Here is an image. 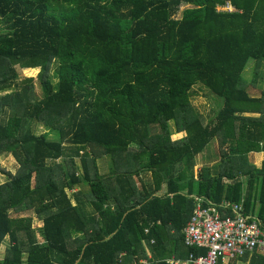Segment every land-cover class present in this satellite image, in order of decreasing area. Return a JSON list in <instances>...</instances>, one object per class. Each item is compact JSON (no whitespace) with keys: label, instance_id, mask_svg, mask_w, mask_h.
<instances>
[{"label":"trees","instance_id":"1","mask_svg":"<svg viewBox=\"0 0 264 264\" xmlns=\"http://www.w3.org/2000/svg\"><path fill=\"white\" fill-rule=\"evenodd\" d=\"M250 60L264 63V0H0V92L20 88L18 69L39 71V96L26 79L23 94L0 102V156L19 163L0 184V264H168L180 240L171 232L183 241L199 198H243L264 223V162L246 170L247 156L264 153V94L243 79ZM196 86L222 103L207 124L191 106ZM37 122L48 132L37 135ZM65 129L72 145L101 149L106 174L98 158L67 171ZM216 140L228 149L221 170L195 178ZM254 255L241 261L264 264Z\"/></svg>","mask_w":264,"mask_h":264},{"label":"rangeland","instance_id":"2","mask_svg":"<svg viewBox=\"0 0 264 264\" xmlns=\"http://www.w3.org/2000/svg\"><path fill=\"white\" fill-rule=\"evenodd\" d=\"M222 11H227L224 9V7L219 8ZM233 11V8L231 9ZM231 12V11H230ZM54 68L52 69L51 75L53 73ZM19 76H20V88H14L11 91L7 92H0V102H4L7 97V95H13V93H19L22 91V94L24 93V90L27 88L23 84V82L26 79H33V92L31 90L30 93H27L29 95L34 94L35 96H39V84L37 82V75L39 73L38 70L35 71H28V70H17ZM243 79H244V85L246 87V90L248 93L253 97H260L262 94H264V63L256 64L255 61L250 60L247 64L246 69L243 73ZM55 83V81H53ZM31 89V88H30ZM29 89V90H30ZM191 106L194 109L195 113L202 119L204 124H207L215 115L218 113L221 109L222 103L221 100L208 91L207 89L196 86L193 89V95L191 97ZM13 99V98H12ZM11 99V100H12ZM10 100V101H11ZM7 103V100L4 102ZM80 105H77L75 108L72 109L73 115L80 114ZM7 113L4 115L6 118L8 115H10L11 111L9 107H6ZM81 116H79L80 118ZM35 132L37 135H41L48 132V126L45 125L43 122H37L34 126ZM69 129V127H68ZM65 129V139L63 142V157L61 158L60 162L65 166L67 171L71 173L74 168L78 173L81 172L82 167V160L85 159L87 162H89L91 159L98 158V155L101 151V149L97 146L90 145L87 147H77L70 143V130ZM170 130L172 132L171 139L179 141L184 134H177V125L174 122L170 123ZM52 138V136H49ZM227 146H223L222 143L219 140L214 141L212 144H210L205 151L200 154L195 159V164L192 167V173L195 178H197L201 171L208 167L212 173L219 172L221 170V164L223 161V158L225 154L227 153ZM261 154H251L247 156V168L246 166H242L243 168H246V170L250 167V165L254 167H261V164L264 162V155ZM106 158L99 157L98 158V165L99 170L101 174H106L108 172L107 170V164H106ZM0 167L3 168L6 173L8 174H1L0 173V184H3L7 182L11 175H14L19 168L18 160L15 158L13 154L10 153H4L0 156ZM146 181L151 182V175L150 173L146 175ZM79 190L80 194H86L88 191L87 186H78L77 189ZM74 190V191H75ZM67 197H69L71 203L74 205L75 201L73 199V193L71 191L66 190ZM83 195H80V197ZM87 211H91L89 207H86ZM25 216H32L33 217V229L38 233V237L43 241V237L41 235L42 228H43V222L41 217L37 216L35 213H25ZM22 215V214H21ZM3 249L1 251H6L10 246V239L7 238L3 244ZM8 247V248H7ZM5 253L0 255V259L3 260L5 257ZM239 262H234L232 264H238Z\"/></svg>","mask_w":264,"mask_h":264},{"label":"built area","instance_id":"3","mask_svg":"<svg viewBox=\"0 0 264 264\" xmlns=\"http://www.w3.org/2000/svg\"><path fill=\"white\" fill-rule=\"evenodd\" d=\"M224 9L232 11L229 4ZM196 201L193 215L182 231L183 243L206 252H191L183 264H219L222 259L237 260L250 254L264 256V223L245 214L243 204H206L200 198Z\"/></svg>","mask_w":264,"mask_h":264},{"label":"crops","instance_id":"4","mask_svg":"<svg viewBox=\"0 0 264 264\" xmlns=\"http://www.w3.org/2000/svg\"><path fill=\"white\" fill-rule=\"evenodd\" d=\"M255 155V154H254ZM264 155V154H262ZM264 157V156H263ZM193 197V196H191ZM197 198V197H195ZM228 200H225L223 202H226ZM205 202V201H204ZM222 202V203H223ZM244 202V199L242 198L240 202H235V203H241L243 204ZM244 206V205H243ZM244 209V207H243ZM225 213L229 214L230 212L229 211H225ZM254 216V215H253ZM171 234H173V237H179V248L177 249L176 253L171 255L169 258L166 259L167 263L168 264H183V262L187 259L188 255H190V253H188V250H192L191 248H188L184 245L183 241H182V238H181V235L179 236V234L175 233L174 231L171 232ZM153 243V241H152ZM145 245V244H143ZM145 248V252H146V255H147V260H154V257H153V254L152 252L150 251V248L144 246ZM205 254V253H203ZM252 256H255L254 254H250V255H246L244 256L243 258H251ZM243 258H240V259H237V260H228V259H222V264H232L234 262H239L238 264H248V263H243L241 260H243ZM147 261L146 259H141L140 260V263L142 264H145Z\"/></svg>","mask_w":264,"mask_h":264}]
</instances>
